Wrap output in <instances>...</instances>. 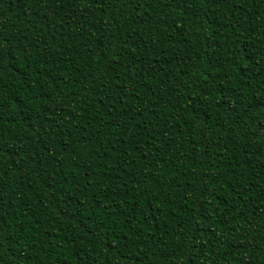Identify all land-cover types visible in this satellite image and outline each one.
<instances>
[{
	"label": "trees",
	"instance_id": "16d2710c",
	"mask_svg": "<svg viewBox=\"0 0 264 264\" xmlns=\"http://www.w3.org/2000/svg\"><path fill=\"white\" fill-rule=\"evenodd\" d=\"M0 264H264V0H0Z\"/></svg>",
	"mask_w": 264,
	"mask_h": 264
}]
</instances>
